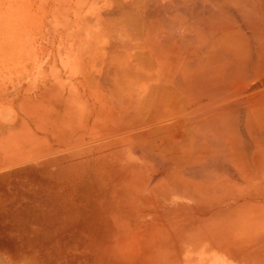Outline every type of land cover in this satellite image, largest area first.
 Wrapping results in <instances>:
<instances>
[{
    "label": "bare ground",
    "instance_id": "obj_1",
    "mask_svg": "<svg viewBox=\"0 0 264 264\" xmlns=\"http://www.w3.org/2000/svg\"><path fill=\"white\" fill-rule=\"evenodd\" d=\"M16 81L42 86L23 97L38 110L49 103L134 157L118 169L128 181L153 179L134 186L155 209L141 220L148 246L264 264V0L4 1L0 124L20 116L5 91Z\"/></svg>",
    "mask_w": 264,
    "mask_h": 264
},
{
    "label": "rangeland",
    "instance_id": "obj_2",
    "mask_svg": "<svg viewBox=\"0 0 264 264\" xmlns=\"http://www.w3.org/2000/svg\"><path fill=\"white\" fill-rule=\"evenodd\" d=\"M4 1L8 0H0V5ZM32 89L37 91L42 86L16 81L5 87L9 97L19 99L16 105L20 116H9V121L0 124V130L5 132L0 133V255H5L0 256L2 259H7L8 264L208 262L210 256L206 253L203 257H183L182 254L193 250L173 245L170 240H150L148 246L142 237H146V232L141 220L152 219L155 209H142L135 191L155 186L153 179L128 181L118 169L128 171L135 167L134 157L94 142L95 135L84 130L80 120L69 118L62 111L55 114L49 103L38 110L36 100L23 98L39 97L35 92L27 93ZM160 195L167 197V191L160 190ZM158 202L159 197L157 208ZM133 235L138 244L133 243ZM118 241L123 244L116 248ZM173 252L177 253L170 255ZM211 262L228 264L226 256Z\"/></svg>",
    "mask_w": 264,
    "mask_h": 264
}]
</instances>
